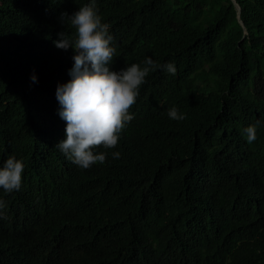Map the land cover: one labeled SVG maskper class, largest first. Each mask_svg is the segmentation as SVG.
<instances>
[{
  "label": "trees",
  "instance_id": "trees-1",
  "mask_svg": "<svg viewBox=\"0 0 264 264\" xmlns=\"http://www.w3.org/2000/svg\"><path fill=\"white\" fill-rule=\"evenodd\" d=\"M86 2L0 0V163L25 162L21 189H0V264H264V218L239 205L264 186V126L241 135L264 122V0H98L129 64L177 71L150 69L118 147L99 150L120 158L82 169L55 148L72 65L53 41Z\"/></svg>",
  "mask_w": 264,
  "mask_h": 264
},
{
  "label": "clouds",
  "instance_id": "clouds-1",
  "mask_svg": "<svg viewBox=\"0 0 264 264\" xmlns=\"http://www.w3.org/2000/svg\"><path fill=\"white\" fill-rule=\"evenodd\" d=\"M97 1L87 0L73 13H61L62 22L71 32L58 33L59 38L53 41L55 47L66 51L72 65L68 70L70 79L58 83L55 91L59 105L57 114L65 122V137L55 148L82 169L95 163L103 164L108 156L120 158L119 151L99 150L118 147L124 128L135 115L129 111L130 106L136 102L150 69L160 68L172 75L177 71L174 62L157 64L151 57L129 64L120 55L110 25L102 21ZM29 79L33 84L38 83L35 72ZM167 115L173 120L185 119V114L176 107L169 108ZM260 126H264V122L257 119L241 129L248 144L256 140ZM24 168V160L14 153L0 163V189L5 197L21 189ZM241 196L242 208L264 218V186L251 183V188L245 189ZM6 207V201L0 197V218L4 217ZM212 209L216 220L225 213L219 201L214 202ZM208 249L216 254L212 241ZM223 250L228 253L227 248Z\"/></svg>",
  "mask_w": 264,
  "mask_h": 264
},
{
  "label": "water",
  "instance_id": "water-1",
  "mask_svg": "<svg viewBox=\"0 0 264 264\" xmlns=\"http://www.w3.org/2000/svg\"><path fill=\"white\" fill-rule=\"evenodd\" d=\"M237 8H238V15H240L241 9H240V7L238 5H237Z\"/></svg>",
  "mask_w": 264,
  "mask_h": 264
}]
</instances>
